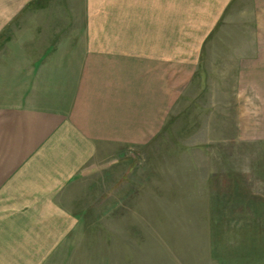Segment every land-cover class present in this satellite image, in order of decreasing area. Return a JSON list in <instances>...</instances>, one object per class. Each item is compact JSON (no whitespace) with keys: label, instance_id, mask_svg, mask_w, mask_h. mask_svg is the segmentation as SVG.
Here are the masks:
<instances>
[{"label":"crops","instance_id":"crops-1","mask_svg":"<svg viewBox=\"0 0 264 264\" xmlns=\"http://www.w3.org/2000/svg\"><path fill=\"white\" fill-rule=\"evenodd\" d=\"M44 1L0 0V41L13 26L0 49V264H118L128 253L112 226L85 224L70 191L110 146H147L163 135L181 97L179 81L166 89V0H84L81 36H47L38 16L68 25L69 0L49 1L60 12ZM179 8L173 0V14ZM133 12L156 24L157 36H118L112 25L134 24ZM212 20L206 36L243 22L227 34L218 64L264 105V0H222ZM202 51L208 57L209 49L188 51L190 73ZM210 200L218 202L200 243L185 236L192 226H176L171 264H264V194Z\"/></svg>","mask_w":264,"mask_h":264},{"label":"rangeland","instance_id":"rangeland-1","mask_svg":"<svg viewBox=\"0 0 264 264\" xmlns=\"http://www.w3.org/2000/svg\"><path fill=\"white\" fill-rule=\"evenodd\" d=\"M49 1L43 5L52 4L60 12L59 5ZM54 1L61 7L68 0ZM221 1L179 0L177 16L173 0H166V89L179 81L181 97L169 113L163 135L147 146H110V153L88 163L70 191L77 198L73 208L85 224L112 226V239L128 253L118 264L125 260L145 264V259L149 264L162 260L171 264L172 240L179 235L174 233L176 226H192V233L185 236L195 235L200 243L201 232L209 225L210 204L218 202L210 199L220 194H264V105L254 104L247 94L252 90L237 87L238 74L223 73L218 64L227 34L244 28L243 22L224 31L218 25L206 36ZM68 6V25L64 18L38 16L43 21L39 28L47 36H81L84 29L87 33L88 25L80 24L84 0H69ZM135 13L134 24L112 25L118 36H157L156 24H146L144 17L136 21ZM12 27L2 35L7 38L0 41L2 50L13 36ZM200 48L209 49L208 57L202 51L197 71L190 73L188 51ZM178 54L179 64L173 56Z\"/></svg>","mask_w":264,"mask_h":264}]
</instances>
